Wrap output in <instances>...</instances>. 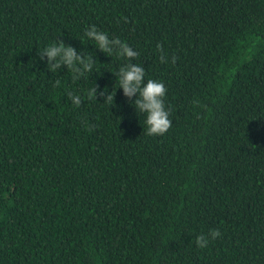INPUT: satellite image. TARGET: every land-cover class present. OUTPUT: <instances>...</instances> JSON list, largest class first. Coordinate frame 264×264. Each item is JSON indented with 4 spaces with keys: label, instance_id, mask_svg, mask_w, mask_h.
Returning a JSON list of instances; mask_svg holds the SVG:
<instances>
[{
    "label": "trees",
    "instance_id": "1",
    "mask_svg": "<svg viewBox=\"0 0 264 264\" xmlns=\"http://www.w3.org/2000/svg\"><path fill=\"white\" fill-rule=\"evenodd\" d=\"M92 25L164 84L165 134ZM60 40L94 71H49ZM0 264H264V0H0Z\"/></svg>",
    "mask_w": 264,
    "mask_h": 264
},
{
    "label": "clouds",
    "instance_id": "2",
    "mask_svg": "<svg viewBox=\"0 0 264 264\" xmlns=\"http://www.w3.org/2000/svg\"><path fill=\"white\" fill-rule=\"evenodd\" d=\"M84 35L93 40L96 47L103 53L109 55L115 54L118 58L125 60V63L119 68L118 87L122 88L125 97H133L135 95L134 102L135 109L146 115L145 124L147 126L146 134L163 135L165 134L171 125L169 119L170 112L165 107L164 97L166 94V88L160 81L154 79H148L145 82V68L132 63L133 59L139 56V53L132 49L126 42L119 38L110 39L107 33L97 29L95 25L88 28ZM160 48V45H157ZM41 59L44 56L47 57L46 66L48 70L55 73L62 66H66L73 73V80L79 79L94 71L95 58L92 55H78L77 50L69 45L65 44L62 40L58 44H52L46 47L42 52L38 53ZM166 56L161 54V63L165 62ZM176 57H172L174 63ZM60 82L57 80L56 84ZM106 89H101L99 96L104 98V102L110 105L114 103V93L107 92ZM68 100L75 106H80L82 99L80 96L68 92ZM87 95L89 98L95 97L97 99V86L88 90ZM91 130V129H89ZM222 233L219 229H211L206 236L201 234L196 237L195 243L197 247L203 249L209 245L210 240H215L220 237Z\"/></svg>",
    "mask_w": 264,
    "mask_h": 264
}]
</instances>
